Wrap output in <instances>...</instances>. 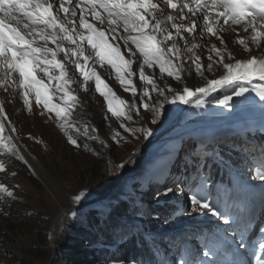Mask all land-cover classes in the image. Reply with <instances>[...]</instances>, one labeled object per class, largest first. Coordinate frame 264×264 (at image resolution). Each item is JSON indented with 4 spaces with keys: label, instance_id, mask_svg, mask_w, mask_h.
<instances>
[{
    "label": "snow or ice",
    "instance_id": "obj_1",
    "mask_svg": "<svg viewBox=\"0 0 264 264\" xmlns=\"http://www.w3.org/2000/svg\"><path fill=\"white\" fill-rule=\"evenodd\" d=\"M121 29L124 35L120 34ZM229 32L237 37L245 34L234 43L249 54L247 58L239 59L230 50L232 41L223 35ZM109 36L112 41L122 40L127 52L121 51L120 44L110 42ZM201 50L207 53L206 64L202 62ZM97 65L111 69L119 87L130 94V101L117 95L97 71ZM69 66L74 69L71 75ZM217 68L222 70L219 78L208 79L205 73H214ZM146 69H158L161 79L166 76L178 84H184L186 71H194L206 84L194 89L184 85L182 92H175L172 87H161L157 73L147 74ZM39 74L47 78V83ZM17 75L18 81L14 79ZM253 83L256 87L252 90L264 101V0H0V88H19L29 113L33 111L34 99L35 105L43 109L41 115L54 114L68 143L76 148L82 147L79 135L99 141L98 136L89 135L88 127L81 132L73 121V113L81 105L79 92L102 97L106 113L119 122L120 129L147 138L153 134L150 128L133 129L129 124L133 122V112L141 115L143 111L144 119L150 114L153 124L162 117L164 104L152 105L151 93L164 97L168 103L188 104L196 98L194 107L200 109L205 107L208 96L222 88L238 86L232 87L234 96L244 97L250 89L243 85ZM166 91L174 93L171 99ZM233 98L225 93L219 104L230 108ZM6 120L5 109L0 105V156L22 160L12 137L4 135ZM91 131L95 133L96 129L92 127ZM111 139L119 144L121 132L114 131ZM99 143L107 146L103 141ZM83 147L91 151L86 143ZM195 168L197 175L192 180L199 181L198 187L185 184L192 211L221 217L225 225L231 219L230 228L210 232L207 246L212 255L222 251L232 259L191 260L186 264H250L245 259L248 253L241 250L248 245L251 219L229 217L227 212L202 202L207 199V178L201 173L200 161ZM5 171V163L0 160V172ZM258 178L264 180V173ZM181 183L184 181L174 180L175 187L169 186L159 195L182 191ZM5 197L14 198V193L0 183V199ZM84 198L83 194H76L71 202L80 204ZM260 231L264 232V228ZM259 249L264 252V243ZM118 264L138 262L129 257ZM256 264H264V260L258 257Z\"/></svg>",
    "mask_w": 264,
    "mask_h": 264
},
{
    "label": "rangeland",
    "instance_id": "obj_2",
    "mask_svg": "<svg viewBox=\"0 0 264 264\" xmlns=\"http://www.w3.org/2000/svg\"><path fill=\"white\" fill-rule=\"evenodd\" d=\"M120 34L124 35L122 29ZM223 35L232 41L230 50L237 54V58H247L249 54L234 43L236 39L243 38L245 34L241 33L239 37L231 32ZM109 40L120 44L121 51L127 52L122 40L117 38V40L112 41L111 36H109ZM200 54L202 55V62L206 64V51L201 50ZM138 63L139 54L137 53ZM137 64L133 65L134 70L137 69ZM96 67L117 95L123 99L131 100L130 94L124 92L114 80V74L107 65L103 69L99 65ZM153 71L157 73V83L161 87H172L175 92H182L184 85L194 89L206 84V81L196 76L194 71H186L183 74L184 84H178L166 76L161 79L158 75V69H146L147 74H151ZM73 73L74 69L69 66V74ZM221 74L222 70L219 68L214 73H205L208 79L219 78ZM75 75L78 78V73ZM39 78L47 83V78L43 77L42 74H39ZM14 79L18 81V75ZM243 86L250 89L244 97H235L232 87L238 86H229L208 96L205 107L200 109L194 107L196 98H193L188 104L179 101L168 103L164 97H158L155 93H151L152 100L150 103L152 105L155 106L161 102L164 104L162 117L153 124L150 114H148V119H144L143 111L141 115H136L133 112V122L129 124L133 129L150 128L153 134L147 138L139 133L136 135L125 133L123 129H120L119 122L115 118H111L110 113H106L102 97H98V95L89 96L88 93L79 92L77 95L80 97L81 105L73 113L74 123L81 132L84 131L85 127H88L87 122L96 125V136H98L99 141H103L107 145L101 146L99 141L88 140L83 135H79L77 139L82 143L80 149L68 143L63 131L57 126L54 114L41 115L43 109L35 105L34 99L33 111L29 113L23 103L19 88L14 85L8 86L7 90L0 88V105L4 107L7 116L4 135L12 137V142L16 145L19 156L23 158L21 160L16 157L0 156V160L4 161L7 169L5 172H0V183L8 186L9 190L14 193V198L0 199V205L6 200H14L21 205L29 206L31 211L50 220L52 230L55 233L54 239H56L61 222L66 220L67 223L71 219V213L81 209L80 206L88 203V201L90 205L102 206L109 210L105 201L109 196L113 195L123 185L125 186V193L129 192L131 181L123 182L126 177L141 178V176H146L149 189L154 187L153 184H150L151 181L156 184V187L159 186L158 188L169 181L172 183L171 186L175 187L173 181H178L180 178L184 179L186 177L184 168L186 169L187 164H190V156L178 144L184 139L187 140V143H198L195 149L197 155L195 159L201 162V172L206 170L205 167L213 159L217 163H221L227 173L234 177L230 169L218 159L216 144L218 142L230 144L232 140H236V137L243 138L246 132L252 131L256 127H264V101L260 100L256 92L252 90L256 84ZM73 87L75 88L77 85H73ZM225 93L232 94L234 97L230 108H224L219 104V101L224 99ZM173 94V92L166 91L169 99L172 98ZM106 115L109 117L108 120L104 119ZM50 116L51 118H49ZM174 124L176 126L167 131ZM12 128H15L16 131L12 132ZM162 128L164 129L163 132ZM114 131L121 132L122 139L119 144L111 139ZM73 135L76 136L77 134L73 132ZM89 135H92L90 131ZM242 142L243 149H251L258 153L257 162L260 159L264 160V149L255 143L244 140ZM85 143L91 151L84 149ZM173 153H177L174 161ZM171 161L176 164L173 169H171ZM178 161L181 163L180 166H178ZM17 162L24 163L29 167L38 180L39 186H33L15 170L14 164ZM196 162H193L194 167ZM120 164H123L124 167L119 168L118 165ZM157 164H160L158 168L156 167ZM152 169L155 171L153 172ZM247 171L249 172H245L241 179H236L235 185L240 192H237L234 199H231V195L229 198L228 195L226 200L220 201L207 195L206 201L202 202L209 203L214 210L227 212L229 217L240 216L244 220L251 219L252 227L248 232V245L241 251L248 253L245 259L252 260L250 264H256L257 258L263 254L259 245L264 243V232L260 231L261 228H264V213H262L264 210L261 211V206H264V180L258 178V174L264 173V166L262 168L260 164L249 165ZM196 175L193 173L191 177ZM105 176L112 180V184L104 198L94 197L90 199V195L85 194L86 197L80 204L71 202L74 195L80 194L79 192L85 188L90 189L98 185L96 179ZM172 176L173 179L171 180ZM163 178L164 181H162ZM180 187L183 189L182 191L167 194L174 198L176 209L180 210L178 212L176 210V213L172 214L169 219L164 218L160 224L163 237L172 240L171 247L166 249L170 254L164 257L165 264H186L187 261L191 260H200V262L226 260L228 256L222 251L218 252L215 258L209 252L207 245L209 244L210 232L216 228H230L231 219L230 224L225 225L221 217H214L211 213L193 212L188 188ZM194 187H198V184ZM153 191L149 193L143 203L146 206L150 207L152 203H155V199L159 198L160 191L156 190L157 193L155 190ZM254 208L259 211L258 218L254 216ZM152 219L153 217L148 216L147 221ZM28 239V234H20L16 241L18 245L23 246L28 242ZM75 248L72 245L69 251H74ZM192 252L197 257L193 258ZM230 259L232 258L228 257V260ZM0 264H8L7 259L0 257ZM38 264H47V261L41 260Z\"/></svg>",
    "mask_w": 264,
    "mask_h": 264
},
{
    "label": "trees",
    "instance_id": "obj_3",
    "mask_svg": "<svg viewBox=\"0 0 264 264\" xmlns=\"http://www.w3.org/2000/svg\"><path fill=\"white\" fill-rule=\"evenodd\" d=\"M87 126L92 135H97L96 125L87 122ZM92 127L96 129L95 133L91 131ZM243 140L255 143L264 149V127L258 126L246 132L243 138L236 137V140H232L230 144L219 142L216 144L218 159L230 169L234 177L227 173L221 163L211 159L205 167L206 170L201 173L207 178V195L212 196V199L223 201L228 195L229 198L231 195V199H234L237 192H240L235 185L236 179H241L245 172H249L248 166L260 164L263 168L264 160L260 159L261 163L257 162L258 153L251 149H243ZM178 144L190 156V164H187L186 169L184 168L186 177L178 181H184L180 184L182 187L191 183L195 188L194 185H199V181L192 180L191 176L193 173L197 174L193 162L197 161L195 149L198 143H187L184 139ZM176 155L177 153L172 154L173 161ZM173 161L170 162L171 169L176 165ZM180 165L178 161V166ZM159 166L160 164L156 165L157 168ZM14 168L33 186H39L38 180L26 164L17 162ZM96 180L98 185L90 189L85 188L79 193L84 197L85 194L90 195V199L104 198L111 189L112 180L106 176ZM128 181H131L129 192L125 193L123 185L105 200L110 212L105 207L89 205L88 201L80 206L81 209L71 213V219L67 223L66 220L61 222L56 239H54L52 223L47 217L36 214L29 206L21 205L17 201L2 202L0 257L6 258L8 264H38L41 260H46L47 264H118L120 261L126 262L129 257L138 264H165L164 257L170 254L166 249L171 247L172 240L163 237L160 224L164 218L169 219L180 209H176L174 198L167 194L163 197L159 195L150 207L143 203L151 191H162L172 183L169 181L158 188L159 186L156 187L151 181L150 184L154 187L149 189L146 176L126 177L123 180L125 183ZM148 216L153 219L147 221ZM20 234L29 235L28 242L23 246L18 245L16 241ZM72 245L76 248L74 251H69Z\"/></svg>",
    "mask_w": 264,
    "mask_h": 264
},
{
    "label": "water",
    "instance_id": "obj_4",
    "mask_svg": "<svg viewBox=\"0 0 264 264\" xmlns=\"http://www.w3.org/2000/svg\"><path fill=\"white\" fill-rule=\"evenodd\" d=\"M174 126H176L175 124L174 125H171L168 129H167V131H169L171 128H173ZM167 131H165V132H167ZM164 132V133H165Z\"/></svg>",
    "mask_w": 264,
    "mask_h": 264
}]
</instances>
